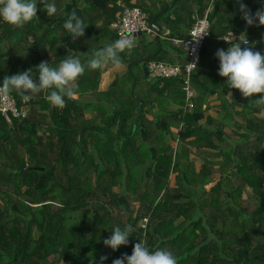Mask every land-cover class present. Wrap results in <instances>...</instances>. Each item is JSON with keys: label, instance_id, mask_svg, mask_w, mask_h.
I'll return each mask as SVG.
<instances>
[{"label": "trees", "instance_id": "1", "mask_svg": "<svg viewBox=\"0 0 264 264\" xmlns=\"http://www.w3.org/2000/svg\"><path fill=\"white\" fill-rule=\"evenodd\" d=\"M120 1L150 21L170 4L156 19L167 31L159 40L139 36L121 53L128 68L105 90L101 75L110 63L86 69L63 108L43 92L24 101L12 91L26 115L10 113L9 122L0 111V264H100L101 256L112 264L139 240L151 251H172L177 264H264V105L229 88L216 56L231 46L220 40L229 32L237 35L233 44L264 54V26H248L237 0H215L208 14L192 106L182 78L150 79L135 61L185 64L183 46L171 38L186 39L212 0H54L53 17L38 3V19L23 28L0 18V83L28 69L38 76L41 62L56 67L68 54L86 64L118 39L110 25ZM243 2L253 14L264 7V0ZM70 4L88 25L75 40L63 27ZM212 90L225 102L215 114ZM127 224L129 243L106 247L112 230Z\"/></svg>", "mask_w": 264, "mask_h": 264}, {"label": "clouds", "instance_id": "2", "mask_svg": "<svg viewBox=\"0 0 264 264\" xmlns=\"http://www.w3.org/2000/svg\"><path fill=\"white\" fill-rule=\"evenodd\" d=\"M38 3L43 5V10L49 17H53L58 11L54 0H0V18L12 26L23 28L33 19H38ZM237 3L240 6L242 18L248 26L255 25L257 22L264 26V7L253 14L243 0H237ZM87 26L76 11L67 16L63 25L73 40L83 37ZM240 37L244 38L243 44L246 45V31L241 33ZM224 40L231 46L227 50L221 48L216 52L220 62L218 74L227 78L229 88L238 89L245 98L259 96L256 100L257 106L264 105V54L248 46L241 47V43L233 44L227 39ZM135 46V40L130 35H121L114 42L94 51L86 64L74 54L65 56L56 67L43 61L36 68L38 76H34L32 69L6 76L0 83V94L6 95L15 91L22 95L24 101H29L43 92L48 102L63 108L66 98L72 99L76 95L74 86L85 74L86 69L102 70L109 63L119 66L122 63L121 53L130 51ZM133 231L131 224L123 228L117 226L112 230L111 235L103 240V243L113 251L118 250L120 246L129 243V237ZM107 259V256H101L100 264H104ZM112 264H177V259L167 248H156L155 251H151L144 241L139 240L134 245L131 255L125 253L120 258L114 259Z\"/></svg>", "mask_w": 264, "mask_h": 264}, {"label": "built area", "instance_id": "3", "mask_svg": "<svg viewBox=\"0 0 264 264\" xmlns=\"http://www.w3.org/2000/svg\"><path fill=\"white\" fill-rule=\"evenodd\" d=\"M118 3L122 7V10L116 14L115 19L110 25L111 29L118 35V38L121 35H130L137 45L138 33L151 38L157 37L158 33L156 29L152 26L148 14L142 8L126 5L122 1ZM210 10L211 7L206 10L203 16H196L193 24L188 29V37L186 39L171 38L175 44L183 46L187 59L185 64H181L179 61L152 60L145 62V68L150 79L182 78L186 91V99L189 101L190 106H192L191 100L195 96V91L191 87V75L202 57L205 41L210 34L211 25L208 16ZM224 39L235 42L237 35L229 32L227 35L220 37V40ZM0 111L9 122H11L10 113L15 117H24L27 112L25 107L19 108L17 100L10 93L6 95L0 94ZM146 221L147 219L144 220L143 225H145Z\"/></svg>", "mask_w": 264, "mask_h": 264}, {"label": "crops", "instance_id": "4", "mask_svg": "<svg viewBox=\"0 0 264 264\" xmlns=\"http://www.w3.org/2000/svg\"><path fill=\"white\" fill-rule=\"evenodd\" d=\"M146 1H148V0H146ZM133 2H135V0H133ZM214 2H215V0H212L211 5H210L211 8L213 7ZM168 5H170V4H168ZM76 8L77 7L73 6L72 4L68 5L67 11H66L67 12V16L69 14H71L73 11L78 9V8L77 9ZM76 13H77V11H76ZM77 15L80 16L83 19V17L81 16V11L80 10L77 13ZM162 27H164L163 33H165L167 31L166 25H162ZM188 29H189V27L187 28V31H188ZM160 37H162V35ZM148 38H150V37H148ZM137 43H138V40H137ZM125 66H126V69H127L128 68L127 64H121L119 66H113L111 68H107L105 70V72H103L102 75H101L100 89L101 90H105L108 87V85L112 82V80L115 78V74L117 73V70L122 69ZM143 66L145 67V64H143ZM210 93H211V96H210V98L208 100L209 113L215 114L218 109H220L221 107L223 108L225 102H223L222 98L219 97V94H220L219 90H212V91H210ZM228 97L230 98L231 94H229Z\"/></svg>", "mask_w": 264, "mask_h": 264}, {"label": "water", "instance_id": "5", "mask_svg": "<svg viewBox=\"0 0 264 264\" xmlns=\"http://www.w3.org/2000/svg\"><path fill=\"white\" fill-rule=\"evenodd\" d=\"M168 8H169V5H167V6H166V7H165L160 13L156 14V15L153 17V19L151 20V24H152V26L156 29V31H157V33H158V35H157V37H156L158 40H159L160 36L163 34L164 27H162L161 25L157 24V23H156V19H157V17H158L160 14L164 13L165 11H167ZM138 35L141 36L142 34H141V33H138ZM241 38H242V37H241ZM160 47H161V46H160ZM151 56H154V54L151 55ZM149 57H150V56L140 57V58H138L135 62H142L143 64H145V62H146L147 60H149ZM144 70H145V72H146V75H148L145 67H144ZM143 109H144V107H143V105L141 104V110H140V114H139V118H138V120L140 119V115L142 114Z\"/></svg>", "mask_w": 264, "mask_h": 264}, {"label": "rangeland", "instance_id": "6", "mask_svg": "<svg viewBox=\"0 0 264 264\" xmlns=\"http://www.w3.org/2000/svg\"><path fill=\"white\" fill-rule=\"evenodd\" d=\"M73 9V8H72ZM77 9V8H76ZM75 11H77V13L79 12V10L77 9V10H75ZM161 23H162V25H165L162 21H161ZM161 25V26H162ZM141 66H143V63L141 64ZM126 70V66L124 67V68H122V69H119V70H117V73L115 74V78L118 76V74H121V73H123L125 70ZM3 81V80H2ZM113 81V80H112ZM109 86V85H108ZM224 106H225V104H224ZM220 109H222V107L220 108ZM228 131V133H230V134H232L233 135V129H228L227 130ZM236 132V131H235ZM194 160H195V164H196V167L197 168H199L200 167V165H201V163H202V161H201V159H199L197 156H195V155H192L191 156ZM116 189H118V188H116Z\"/></svg>", "mask_w": 264, "mask_h": 264}]
</instances>
